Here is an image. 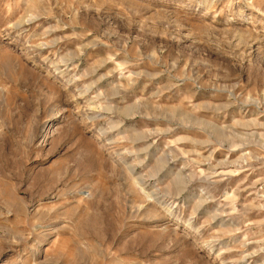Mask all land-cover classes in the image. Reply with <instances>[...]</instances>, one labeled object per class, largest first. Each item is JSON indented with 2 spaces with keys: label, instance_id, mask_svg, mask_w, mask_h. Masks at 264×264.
I'll list each match as a JSON object with an SVG mask.
<instances>
[{
  "label": "rangeland",
  "instance_id": "obj_1",
  "mask_svg": "<svg viewBox=\"0 0 264 264\" xmlns=\"http://www.w3.org/2000/svg\"><path fill=\"white\" fill-rule=\"evenodd\" d=\"M0 264H264V0H0Z\"/></svg>",
  "mask_w": 264,
  "mask_h": 264
}]
</instances>
